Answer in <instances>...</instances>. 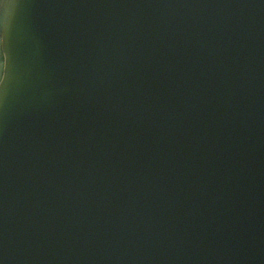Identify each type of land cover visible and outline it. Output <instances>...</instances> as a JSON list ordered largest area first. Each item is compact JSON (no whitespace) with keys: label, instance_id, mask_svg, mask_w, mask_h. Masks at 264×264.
I'll list each match as a JSON object with an SVG mask.
<instances>
[{"label":"water","instance_id":"obj_1","mask_svg":"<svg viewBox=\"0 0 264 264\" xmlns=\"http://www.w3.org/2000/svg\"><path fill=\"white\" fill-rule=\"evenodd\" d=\"M17 5L0 260L264 264V0Z\"/></svg>","mask_w":264,"mask_h":264},{"label":"clouds","instance_id":"obj_2","mask_svg":"<svg viewBox=\"0 0 264 264\" xmlns=\"http://www.w3.org/2000/svg\"><path fill=\"white\" fill-rule=\"evenodd\" d=\"M2 2V0H0ZM14 7H20V5H8L0 9L2 18H0V81H2V87H0V93H3L4 97H7L8 92V71H9V54L6 48V38L10 29V15L9 10Z\"/></svg>","mask_w":264,"mask_h":264},{"label":"snow or ice","instance_id":"obj_3","mask_svg":"<svg viewBox=\"0 0 264 264\" xmlns=\"http://www.w3.org/2000/svg\"><path fill=\"white\" fill-rule=\"evenodd\" d=\"M17 4H18V0H2V2H0V9L8 5H17ZM0 18H2V13H0ZM0 51H2V49H0ZM0 87H2V81H0ZM0 264H4V262L0 260Z\"/></svg>","mask_w":264,"mask_h":264}]
</instances>
